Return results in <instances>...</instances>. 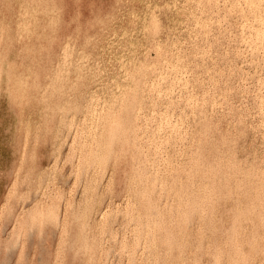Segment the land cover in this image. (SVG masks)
Listing matches in <instances>:
<instances>
[{
	"label": "rangeland",
	"instance_id": "1",
	"mask_svg": "<svg viewBox=\"0 0 264 264\" xmlns=\"http://www.w3.org/2000/svg\"><path fill=\"white\" fill-rule=\"evenodd\" d=\"M263 1L0 0V264H264Z\"/></svg>",
	"mask_w": 264,
	"mask_h": 264
},
{
	"label": "bare ground",
	"instance_id": "2",
	"mask_svg": "<svg viewBox=\"0 0 264 264\" xmlns=\"http://www.w3.org/2000/svg\"><path fill=\"white\" fill-rule=\"evenodd\" d=\"M29 1H30V0H29ZM36 1H37V0H36ZM230 1H232V0H230ZM257 1H258V0H257ZM262 1H263V0H262ZM196 2H197V1H196ZM206 2H207V0H206ZM241 2H242V1H241ZM260 2H261V0H260ZM263 2H264V1H263ZM3 3H4V2H3ZM229 3H230V2H229ZM196 4H198V3H196ZM232 4H233V3H232ZM236 4H237V3H236ZM244 4H245V2H244ZM244 4H243V5H244ZM198 5H199V4H198ZM251 5H252V4H251ZM261 5H262V3H261ZM28 6H29V5H28ZM30 6H31V5H30ZM229 6H230V5H229ZM234 6H235V3H234ZM43 7H44V6H43ZM235 7H236V6H235ZM244 7H245V5H244ZM247 7H249V5H247ZM254 7H255V6H254ZM260 7H261V6H260ZM249 8H250V7H249ZM40 9H41V8H40ZM11 10H12V9H11ZM49 10H50V9H49ZM52 10H53V9H52ZM247 10H248V8H247ZM247 10H246V11H247ZM257 10H259V9H256V11H257ZM54 11H55V9H54ZM260 11H262V8H261ZM79 12H80V11H79ZM257 12H258V11H257ZM80 13H81V12H80ZM262 13H263V11H262ZM262 13H261V14H262ZM250 14L252 15V11L250 12ZM250 14H249V16H250ZM253 14H254V12H253ZM11 15H12V14H11ZM257 15H258V14H257ZM263 15H264V14H263ZM263 15H262V16H263ZM27 16H28V15H27ZM252 16H253V15H252ZM250 17H251V16H250ZM250 17H249V18H250ZM251 19H253V18H251ZM249 20H250V19H249ZM248 22H249V21H248ZM22 23H23V22H22ZM253 23H254V22H253ZM255 23H256V21H255ZM255 23H254V24H255ZM257 23H258V20H257ZM259 24H260V23H259ZM263 25H264V23H263ZM16 27H17V25H16ZM262 27H263V26H262ZM259 28H260V27H259ZM252 30H253V29H252ZM259 30H260V29H259ZM250 31H251V29H250ZM247 32H248V30H247ZM246 34H248V33H246ZM253 34H254V30H253ZM255 34H256V33H255ZM260 34H261V33H260ZM248 35H249V34H248ZM253 36H254V35H252V38H253ZM260 36H261V35H260ZM260 36H259V37H260ZM262 36H263V34H262ZM47 37H48V36H47ZM257 37H258V36H256V38H257ZM259 37H258V38H259ZM246 38H247V37H246ZM90 39H91V38H90ZM94 39H95V38H94ZM250 39H251V38H250ZM250 39H249V40H250ZM263 39H264V38H263ZM263 39L261 38V41H262ZM85 40H86V39H85ZM258 40H259V39H258ZM251 41H253V40H251ZM259 41H260V40H259ZM262 42H263V41H262ZM252 43H255V42H252ZM252 43H251V44H252ZM258 43H259V42H258ZM258 43H257V41H256V44H258ZM260 43H261V42H260ZM83 45H84V44H83ZM252 46H253V44H252ZM21 48H23V47H21ZM67 48H68V47H67ZM119 48H120V47H119ZM69 49H70V48H69ZM75 49H76V48H75ZM254 49H255V46H254ZM0 50H1V49H0ZM21 50H22V49H21ZM115 51H116V49H115ZM117 51H118V49H117ZM73 52H74V51H73ZM69 53H70V52H69ZM64 54H65V53H63V55H64ZM82 54H83V53H82ZM67 55H68V53H67ZM73 55H74V53H73ZM76 55H78V53H77ZM29 56H30V55H29ZM68 56H69V55H68ZM64 57H65V56H64ZM70 57H71V56H70ZM100 57H101V55H100ZM4 59H5V58H4ZM133 59H134V58H133ZM133 59H132V60H133ZM29 60H30V59H29ZM66 60H67V59H66ZM68 60H69V59H68ZM76 60H77V59H76ZM78 60H79V59H78ZM78 60H77V61H78ZM1 61H2V59H1ZM63 61H64V60H63ZM137 61H138V60H137ZM141 61H142V59H141ZM23 62H24V61H23ZM65 62H66V61H65ZM80 62H81V61H80ZM84 62H86V61H84ZM120 62H121V61H120ZM127 62H128V61H127ZM146 62H147V61H146ZM146 62H145V63H146ZM175 62H176V61H175ZM61 63H62V62H61ZM74 63H76V62L74 61ZM62 64H63V63H62ZM65 64H66V63H65ZM68 64H69V61H68ZM83 64H84V63H83ZM116 64H117V63H116ZM146 64H147V63H146ZM73 65H74V64H73ZM139 65H140V64H139ZM26 66H27V65H26ZM66 66H67V65H65V67H66ZM83 66H84V65H83ZM140 66H142V65H140ZM62 67H63V65H62ZM65 67H64V68H65ZM71 67H74V66H71ZM76 67H77V66H76ZM103 67H104V66H103ZM177 67H178V65H177ZM26 68H27V67H26ZM56 68H58V67H56ZM128 68H129V66H128ZM149 68H150V67H149ZM149 68H148V69H149ZM181 68L183 69V67H181ZM30 69H31V67H30ZM148 69H147V70H148ZM73 70H74V68H73ZM145 70H146V68H145ZM179 70H181V69H179ZM79 71H80V70H79ZM87 71H88V70H87ZM101 71H102V70H101ZM140 71H141V70H140ZM76 72H77V71H76ZM148 72H149V71H148ZM154 72H155V71H154ZM174 72H175V70H174ZM180 72H181V71H180ZM110 73H111V72H110ZM142 73H143V72H142ZM150 73H151V72H150ZM158 73H159V71H158ZM162 73H163V72H162ZM176 73H177V71H176ZM176 73H174V74H176ZM154 74H155V73H154ZM154 74H153V76H154ZM116 75H117V74H116ZM140 75H141V72H140ZM140 75H139V76H140ZM144 75H145V74H144ZM146 75H147V74H146ZM5 76H6V75H5ZM88 76H89V75H88ZM99 76H100V74H99ZM151 76H152V75H151ZM160 76H161V75H160ZM177 76H178V75H177ZM55 77H56V76H55ZM64 78H65V77H64ZM115 78H116V76H115ZM125 78H126V77H125ZM135 78H136V77H135ZM143 78H144V76H143ZM164 78H165V77H164ZM166 78H167V75H166ZM58 79H59V77H58ZM66 79H67V78H66ZM139 79H140V78H139ZM141 79H142V78H141ZM151 79H152V78H151ZM151 79H150V81H151ZM159 79H160V78H159ZM159 79H158V81H159ZM6 80H7V79H6ZM54 80H55V78H54ZM54 80H53V81H54ZM83 80H84V79H83ZM105 80H106V79H105ZM108 80H109V79H108ZM113 80H114V79H113ZM164 80H165V79H164ZM166 80H167V79H166ZM111 81H112V79H111ZM114 81H116V79H115ZM131 81H132V80H131ZM136 81H137V79H136ZM147 81H148V80H147ZM156 81H157V79H156ZM158 81H157V83H158ZM161 81H162V80H160V83H161ZM60 82H61V81H60ZM96 82H97V81H96ZM125 82H126V81H125ZM142 82H143V81H140V83H142ZM164 82L166 83V81H164ZM164 82H162V84H163ZM54 83H55V82H54ZM98 83H99V82H98ZM132 83H133V82H132ZM132 83H131V84H132ZM93 84H94V83H93ZM101 84H102V83H101ZM154 84H156V83H154ZM162 84H160V87H161V88H162ZM60 85H61V84H60ZM106 85H107V84H106ZM135 85H136V83H135ZM31 86H32V85H31ZM33 86H34V85H33ZM49 86H50V85H49ZM53 86L55 87V85H53ZM103 86H104V84H103ZM140 86H141V85H140ZM36 87H37V86H36ZM110 87H111V86H110ZM137 87H138V85H137ZM155 87H156V85H155ZM100 88H101V87H100ZM151 88H153V86H152ZM158 88H159V87H158ZM47 89H48V88H47ZM51 89H52V88H51ZM101 89H102V88H101ZM101 89H100V90H101ZM153 89H154V88H153ZM155 89H156V88H155ZM55 90H58V89H55ZM62 90H63V89H62ZM84 90H85V89H84ZM105 90H106V89H105ZM110 90L112 91V89H110ZM110 90H109V91H110ZM129 90H130V89H129ZM138 90H140L139 87H138ZM70 91H71V90H70ZM92 91H93V90H92ZM101 91H102V90H101ZM136 91H137V89H136ZM76 92H77V91H76ZM83 92H84V91H83ZM90 92H91V91H90ZM93 92H94V91H93ZM97 92H99V91H97ZM102 92H103V91H102ZM29 93H32V92H29ZM56 93H58V91H56ZM147 93H148V92H146L145 94L147 95ZM149 93H150V92H149ZM25 94H26V92H25ZM93 94H94V93H92V95H93ZM101 94H102V93H100V95H101ZM109 94H110V92H109ZM109 94H108V95H109ZM151 94H152V93H151ZM155 94L160 95V94H158V93H155ZM50 95H51V94H50ZM61 95H62V94H61ZM87 95H88V94H87ZM90 95H91V94H89V97H90ZM105 95H107V93H106ZM118 95H119V94H118ZM139 95H140V94H139ZM85 96H86V94H85ZM132 96H133V95H132ZM132 96H131V97H132ZM148 96H150V95L148 94ZM148 96H146L147 98L145 97L147 100H148ZM189 96H190V95H189ZM68 97H69V96H68ZM91 97H92V96H91ZM91 97H90V98H91ZM102 97H103V95H102ZM107 97H108V96H107ZM107 97H106V98H107ZM122 97H123V96H122ZM28 98H29V96H28ZM74 98L76 99V97H74ZM87 98H88V96H87ZM139 98H140V96H139ZM145 98H144V99H145ZM75 99H74V100H75ZM79 99H81V98H79ZM88 99H89V98H88ZM94 99H96V97H95ZM111 99H112V98H111ZM133 99H134V98H133ZM133 99H132V101H133ZM137 99H138V98H137ZM144 99H143V97H142V100H143V101H144ZM150 99H151V98H150ZM91 100H92V101H91ZM91 100H90V101L93 102V98H92ZM99 100H100V99H99ZM139 100H140V99H139ZM46 101H47V99H46ZM72 101H73V100H72ZM94 101H95V100H94ZM134 101H135V99H134ZM145 101H146V100H145ZM145 101H144V102H145ZM44 102H45V99H44ZM82 102H83V101H82ZM86 102H88V100H87ZM100 102H101V101H100ZM116 102H117V101H116ZM137 102H138V101H137ZM144 102H143V104H144ZM146 102H147V101H146ZM154 102H155V101H154ZM24 103H25V102H24ZM62 103H63V101H62ZM76 103H77V102H76ZM106 103H107V102H106ZM49 104H50V103H49ZM71 104H72V103H71ZM77 104H78V103H77ZM82 104H83V103H82ZM87 104H88V103H87ZM95 104H96V103H95ZM95 104H94V106H95ZM85 105H86V103H85ZM110 105H112V104H110ZM115 105H116V103H115ZM115 105H114V106H115ZM123 105H124V104H123ZM78 106H79V105H77V108H78ZM96 106H97V105H96ZM101 106H102V105H101ZM116 106H117V105H116ZM128 106H129V104H128ZM142 106H143V105H142ZM142 106H141V107H142ZM263 106H264V105H263ZM108 107H109V106H108ZM129 107H130V106H129ZM132 107H134V106H132ZM146 107H147V105H146ZM153 107H154V104H153ZM80 108H83V107H80ZM87 108H89L88 105H87L86 109H87ZM91 108L93 109V107H91ZM112 108H113V107H112ZM112 108H111V109H112ZM123 108H124V107H123ZM83 109H84V108H83ZM83 109H82V110H83ZM89 109H90V108H89ZM96 109H97V107H96ZM113 109H116V107L113 108ZM137 109H138V108H137ZM145 109H147V108H145ZM145 109H144V110H145ZM263 109H264V108H263ZM87 110H88V109H87ZM142 110H143V109H142ZM78 111H79V110H78ZM85 111H86V110H85ZM88 111H89V110H88ZM88 111H87V112H88ZM90 111H91V110H90ZM107 111H108V110H107ZM109 111H110V110H109ZM113 111H114V110H113ZM113 111H112V112H113ZM115 111H116V110H115ZM119 111H120V110H119ZM124 111H125V109H124ZM130 111H131V110H130ZM146 111H148V110H146ZM80 112H81V111H80ZM131 112H133V110H132ZM149 112H150V110H149ZM76 113H77V110H76ZM81 113H82V112H81ZM81 113H80V117H81ZM83 113H84V112H83ZM96 113H97V112H96ZM99 113H100V112H99ZM116 113H117V112H116ZM133 113H134V112H133ZM133 113H132V114H133ZM144 113L146 114V112H144ZM77 114L79 115V113H77ZM106 114H107V112H106ZM119 114H122V113L119 112ZM135 114H136V113H135ZM139 114H141V112H140ZM147 114H148V113H147ZM161 114H163V113H160L159 115H161ZM103 115H104V114H103ZM111 115H112V114H111ZM88 116H91V117H92L91 114H88ZM100 116H101V115H100ZM141 116H142V115H141ZM162 116H163V115H162ZM166 116H167V114H166ZM82 117H83V116H82ZM85 117H87V116H85ZM95 117H96V116H95ZM95 117H94V118H95ZM106 117H107V115H106ZM111 117H112V116H111ZM138 117H139V116H138ZM159 117H160V116H159ZM78 118H79V117H78ZM89 118H90V117H89ZM104 118H105V115H104ZM108 118H109V116H108ZM117 118H118V117H117ZM117 118H116V119H117ZM131 118H134V117H131ZM151 118H153V117H151ZM163 118H164V117H163ZM123 119H124V117H123ZM144 119H145V118H144ZM148 119H149V118H148ZM157 119H158V121H160L159 118H157ZM166 119H167V118H166ZM79 120H80V118H79ZM100 120H102V123H103V119H102V117H101ZM100 120H99V121H100ZM121 120H122V119H121ZM125 120H126V122H127V119H126V118H125ZM135 120H136V119H135ZM135 120H134V121H135ZM137 120H139V119H137ZM140 120H141V119H140ZM140 120H139V121H140ZM168 120H169V119H168ZM99 121H98V123H99ZM104 121H105V120H104ZM118 121H119V120H118ZM147 121H148V120H147ZM166 121H167V120H166ZM170 121H171V120H170ZM81 122H82V120H81ZM84 122H85V121H84ZM121 122H122V121H121ZM132 122H133V121H132ZM132 122H131V123H132ZM142 122H143V121H142ZM149 122H150V120H149ZM149 122H148V125H149ZM161 122H162V120H161ZM88 123H89V121H88ZM104 123H105V122H104ZM122 123H124V122H122ZM144 123H145V125H146V122H144ZM156 123H157V122H156ZM171 123H172V122H171ZM99 124H101V123H99ZM111 124H112V123H111ZM115 124H116V127H117V124H118V123H115ZM115 124H114V122H113V127H114ZM128 124H129V123H128ZM159 124H160V123H159ZM163 124H164V123H163ZM85 125H86V127H87V124H85ZM93 125H94V124H93ZM108 125H109V124H108ZM118 125H119V124H118ZM132 125H133V124H132ZM135 125H136V124H135ZM94 127H95V125H94ZM141 127H142V125H141ZM89 128H91V127H89ZM117 128H118V127H117ZM129 128H130V124H129ZM165 128H166V124H165ZM171 128H172V127H171ZM171 128H170V132H171ZM83 129H84V128H83ZM126 129H127V128H126ZM143 129H146V127L143 128ZM163 129H164V128H163ZM175 129H176V128L174 127V131H175ZM80 130H82V129H80ZM112 130H113V128H112ZM155 130H156V127H155ZM155 130H154V131H155ZM164 130H165V129H164ZM164 130H163V132H164ZM168 130H169V129H168ZM172 130H173V129H172ZM98 131H99V130H98ZM103 131H104V130H103ZM106 131H107V130H106ZM151 131L153 132V130H151ZM157 131H158V130H157ZM174 131H172V132H174ZM79 132H80V131H79ZM101 132H102V131H101ZM117 132H118V131H117ZM119 132H120V134H121L120 129H119ZM123 132H124V131H123ZM125 132H126V131H125ZM158 132H159V131H158ZM161 132H162V131H161ZM88 133H89V131H88ZM92 133H93V132H92ZM111 133H112V131H111ZM131 133H132V132H131ZM143 133H144V132H143ZM146 133H147V132H145V134H146ZM149 133H150V132H149ZM82 134H84V133H82ZM115 134H116V133H115ZM127 134H128V133H127ZM150 134H151V133H150ZM159 134H162V133H159ZM159 134H158V135H159ZM172 134H173V133H172ZM179 134H180V133H179ZM99 135L101 136V134H99ZM108 135H110L109 138H111V135H113V133H112V134L109 133ZM116 135H117V136H116L117 138H118V137H120V138L122 137V136H120V135H118V134H116ZM121 135H122V134H121ZM129 135H130V134H129ZM129 135H128V136H129ZM136 135H138V134L136 133ZM140 135H141V134H140ZM155 135H156V134H155ZM166 135H167V134H166ZM166 135H165V136H166ZM79 136L81 137V134H80ZM96 136H97V134H96ZM96 136H95V137H96ZM128 136H127V140H128ZM162 136H163V135H162ZM85 137H87V136L85 135ZM89 137H90V136H89ZM123 137H124V136H123ZM151 137H152V134H151ZM155 137H156V136H155ZM81 138H83V135H82ZM81 138H80V139H81ZM91 138H92V136L90 137V139H91ZM104 138H105V136H104ZM134 138L136 139V137H134ZM157 138H158V137H157ZM163 138H164V137H163ZM87 139H88V138H87ZM90 139H89V140H90ZM114 139H115V138H114ZM123 139H124V138H123ZM143 139H144V138H143ZM146 139H147V138H146ZM146 139H145V140H146ZM152 139H153V137H152ZM155 139H156V138H155ZM166 139H167V137H166ZM89 140H88V141H89ZM92 140H93V139H92ZM108 140L110 141V139H108ZM118 140H119V138H118ZM139 140H140V139H139ZM145 140H144V141H145ZM153 140H154V139H153ZM159 140H160V139H159ZM98 141H99V140H98ZM100 141H101V138H100ZM100 141H99V142H100ZM103 141H104V140H103V138H102V142H103ZM112 141H113V139H112ZM119 141H120V140H119ZM122 141H123V140H122ZM136 141H138V140L136 139ZM136 141H135V142H136ZM93 142H94V141H93ZM106 142H107V141H106ZM114 142H115V141H114ZM114 142H113V143H114ZM132 142H134V141H132ZM149 142H150V141H149ZM157 142H159V141L157 140ZM97 143H98V142H97ZM104 143H105V142H104ZM123 143H124V142H123ZM144 143H145V142H144ZM109 144H111V143H109ZM120 144H121V142H120ZM145 144H146V143H145ZM152 144H154V146H155L156 143H152V142H151V145H152ZM161 144H163V143H161ZM81 145H82V144H81ZM89 145H90V144H89ZM111 145H112V144H111ZM118 145H119V143H118ZM158 145H159V144H158ZM98 146L100 147L99 150H101V149H102V148H101L102 146H100V145H98ZM104 146H106V145H104ZM107 146H108V145H107ZM107 146H106V147H107ZM112 146H113V145H112ZM145 146H147V144H146ZM84 147H85V146H84ZM86 147H87V145H86ZM96 147H97V146H96ZM152 147H153V146H152ZM162 147H163V146H162ZM82 148H83V146H82ZM107 148H108V147H107ZM109 148H110V145H109ZM109 148H108V149H109ZM119 148H121V147L119 146ZM94 149H95V148H94ZM135 149H137V148H135ZM135 149H134V151H135ZM140 149H141V148H140ZM161 149H162V148H161ZM106 150H107V149H106ZM118 150H119V149H118ZM141 150H142V149H141ZM154 150H155V148H154ZM156 150H158V149H156ZM84 151H85V149H84ZM96 151H97V148H96ZM126 151H127V150H126ZM130 151H131V150H130ZM103 152H104V151H103ZM137 152H139V150H137ZM145 152H146V151H145ZM152 152H153V151H152ZM154 152H155V151H154ZM106 153L109 154L110 152L108 153V152L106 151ZM124 153H125V152H124ZM134 153H136V152H134ZM157 153H158V152H157ZM82 154H83V153H82ZM132 154H133V152H132ZM136 154H137V153H136ZM138 154H139V153H138ZM138 154H137V155H138ZM95 155H96V153H95ZM98 155H99V154H98ZM101 155H102V153H101ZM110 155H111V154H110ZM112 155H113V154H112ZM121 155H122V154H121ZM143 155H144V154H143ZM146 155H147V154H146ZM150 155H151V154H150ZM156 155H157V154H156ZM165 155H166V154H165ZM86 156H87V155H86ZM86 156H85V157H86ZM92 156H93V155H92ZM96 156H97V155H96ZM107 156H108V155H107ZM129 156H130V155H129ZM132 156H133V155H132ZM134 156H135V155H134ZM152 156H153V155H152ZM152 156H151V157H152ZM157 156H159V154H158ZM161 156L163 157V155H161ZM90 157H91V156H90ZM100 157H101V156H100ZM114 157H115V156H114ZM155 157H156V156H155ZM162 157H161V159H163ZM164 157H165V156H164ZM82 158H83V157H82ZM92 158H93V161H92V162L95 161V163H96V161H97L96 159H98L99 157L96 158L95 160H94L95 156H93ZM133 158H134V157H133ZM153 158H154V157H153ZM102 159L104 160V158H102ZM136 159L138 160V158H136ZM139 159H140V158H139ZM159 159H160V156H159ZM167 159H168V158H167ZM167 159H166V160H167ZM82 160L84 161V159H82ZM99 160H101V159H99ZM107 160H108V159H107ZM113 160H114V159H113ZM149 160H150V158H149ZM83 161H82V162H83ZM133 161H134V160H133ZM97 162H98V161H97ZM103 162L105 163V161H103ZM139 162H141V160H140ZM149 162H150V161H149ZM155 162H156V161H155ZM165 162H166V161H165ZM169 162H170V161H169ZM84 163H85V161H84ZM144 163H145V161H144ZM151 163H152V162H151ZM153 163H154V162H153ZM157 163H159V160L157 161ZM89 164H90V162H89ZM137 164H138V162H137ZM142 164H143V163H142ZM149 164H150V163H149ZM84 165H85V164H84ZM92 165H93V167H94L96 164H92ZM139 165H140V164H139ZM144 165H145V164H144ZM157 165H158V164H157ZM157 165H156V167H157ZM161 165H162V163H161ZM176 165L178 166V164H176ZM104 166H105V165H104ZM135 166H137V165H135ZM147 166H148V165H147ZM181 166H182V165H181ZM86 167L88 168V167H90V166L88 165V166H86ZM86 167H85V169H86ZM95 167H96V166H95ZM101 167H102V166H101ZM138 167H139V166H138ZM140 167H141V166H140ZM142 167H143V166H142ZM153 167H154V166H153ZM90 168H92V167H90ZM103 168H104V167H103ZM143 168H144V167H143ZM98 169H99V168H98ZM107 169H108V167H107ZM151 169H153V168H151ZM163 169H164V168H163ZM172 169H173V167H172ZM175 169H176V168H175ZM180 169H181V168H180ZM138 170H139V169H138ZM141 170H142V169H141ZM147 170H148V169H146V172H149V171H147ZM169 170H170V169H169ZM85 171H86V170H85ZM131 171H132V170H131ZM134 171H135V170H134ZM151 171H152V170H151ZM157 171H158V170H157ZM88 172H89V171H88ZM88 172L86 171V173H88ZM155 172H156V171H155ZM169 172H170V171H169ZM190 172H192V171H190ZM91 173H92V170H91ZM97 173H98V172H97ZM97 173H96V174H97ZM101 173H102V172H101ZM101 173H100V174H101ZM137 173H138V172H137ZM149 173H150V172H149ZM157 173H158V172H157ZM157 173H156L155 175H157ZM164 173H165V172H164ZM182 173H183V172H182ZM188 173H189V172H188ZM192 173H193V172H192ZM139 174H140V172H139ZM144 174H145V173H144ZM151 174H152V172H151ZM153 174H154V173H153ZM172 174H173V173H172ZM186 174H187V173H186ZM193 174H194V173H193ZM107 175H108V174H107ZM141 175H142V174H141ZM148 175H149V174H148ZM166 175H167V174H166ZM191 175H192V174H191ZM93 176H94V174H93ZM122 176H123V175H122ZM132 176H133V174H132ZM135 176H136V175H135ZM135 176H134V178H135ZM138 176H139V175H138ZM173 176H174V174H173ZM184 176H185V175H184ZM187 176H189V175H187ZM192 176H193V175H192ZM195 176H196V174H195ZM86 177H87V176H86ZM100 177H101V175H100ZM109 177H110V176H109ZM109 177H108V178H109ZM141 177H142V176H141ZM141 177H140V178H141ZM160 177H162V176H160ZM178 177H179V176H178ZM91 178H92V177H91ZM98 178H99V177H98ZM138 178H139V177H138ZM142 178H143V177H142ZM144 178H145V176H144ZM144 178H143V179H144ZM157 178H158V176H157ZM188 178H191L190 180H192V177H188ZM96 179H97V177H96ZM110 179H111V178H110ZM135 179L137 180V177H136ZM135 179H134V180H135ZM151 179H152V178H151ZM100 180H101V179H100ZM152 180H153V179H152ZM163 180H164V178H163ZM171 180H173V179H170V181H171ZM174 180H175V179H174ZM105 181H107V180H105ZM140 181H141V180H140ZM161 181H162V180H161ZM164 181H165V180H164ZM177 181H178V180H177ZM175 182H176V181H175ZM189 182H190V181H189ZM90 183H92V182L90 181ZM95 183H96V181H95ZM100 183H101V182H100ZM107 183H108V182H107ZM127 183H128V181H127ZM132 183H133V182H131V184H132ZM173 183H174V182H173ZM178 183H179V182H178ZM187 183H188V181H187ZM241 183H242V181H241ZM241 183H240V184H241ZM138 184H139V182H138ZM138 184H137V185H138ZM145 184H146V183H145ZM157 184H159V183H157ZM180 184H181V182L179 183V185H180ZM192 184H193V183H192ZM238 184H239V183H238ZM238 184H237V185H238ZM94 185H95V184H94ZM96 185H97V184H96ZM98 185H99V183H98ZM134 185H135V184H134ZM141 185H142V183H141ZM146 185H147V184H146ZM149 185H150V181H149ZM206 185H207V184H206ZM237 185H236V186H237ZM103 186H104V185H103ZM105 186H106V185H105ZM152 186H153V185H152ZM195 186H196V185H195ZM199 186H200V185H199ZM199 186H198V187H199ZM204 186H205V185H204ZM227 186H228V185H227ZM238 186H239V185H238ZM241 186H242V185H241ZM98 187H99V186H98ZM107 187H109V184H108ZM117 187H118V186H117ZM153 187H154V186H153ZM158 187H159V186H158ZM205 187H206V186H205ZM209 187H210V186H209ZM211 187H212V186H211ZM229 187H230V186H229ZM130 188H131V190H132V187H130ZM130 188H129V189H130ZM144 188H145V187H144ZM151 188H152V187H151ZM165 188H166V187H165ZM169 188H170V186H169ZM187 188H191V186H190V187L187 186ZM201 188H202V187H201ZM96 189H98V188L96 187ZM108 189H109V188H108ZM126 189H127V185H126V187H125V190H126ZM133 189H134V187H133ZM140 189H141V192L143 193V191H142L143 187H142V186H141ZM158 189H159V188H158ZM206 189H207V188H206ZM206 189L203 188V190L207 193V190H206ZM209 189H210V188H209ZM214 189H215V188H214ZM219 189H220V186H219ZM93 190H94V189H92V191H93ZM104 190H105V189H104ZM104 190H103V191H104ZM143 190H144V192L146 191L145 189H143ZM163 190L165 191L166 189L163 188ZM191 190H192V188H191ZM193 190H194V189H193ZM215 190H216V189H215ZM101 191H102V190H101ZM128 191H129V190L127 189V192H128ZM138 191H139V190H138ZM138 191H137V192H138ZM152 191H153V190H152ZM170 191H171V190H170ZM204 191H203V192H204ZM213 191H214V190H213ZM104 192H105V191H104ZM127 192H126V193H127ZM131 192H133V191H131ZM162 192H163V191H162ZM197 192H198V190H197ZM215 192H216V191H215ZM124 193H125V191H124ZM133 193H134V192H133ZM133 193H132V194H133ZM135 193H136V191H135ZM145 193H146V192H145ZM152 193H153V192H152ZM168 193H169V192H168ZM172 193H173V192H172ZM206 193H205V195H206ZM93 194H94V192H93ZM96 194H97V192H96ZM137 194H138V193H137ZM143 194H144V193H143ZM150 194H151V193H150ZM155 194H156V193H155ZM146 195H148V194H146ZM202 195H203V194H202ZM208 195H209V193H208ZM97 196H98V195H97ZM131 196H132V195H131ZM135 196H137V195H135ZM140 196H141V195H140ZM151 196H152V194H151ZM156 196H157V195H156ZM159 196H160V195H159ZM172 196H173V195H172ZM190 196H191V195H190ZM214 196H215V194H214ZM94 197H95V196H94ZM101 197H102V196H101ZM148 197H149V195H148ZM188 197H189V196H188ZM191 197H192V196H191ZM207 197H210V196H207ZM97 198H98V197H96V199H97ZM126 198H127V197H126ZM134 198H135V197H134ZM145 198H146V197H145ZM194 198H195V197H194ZM204 198H206V197L204 196ZM204 198H203L202 202L204 201ZM210 198H211V197H210ZM101 199H102V198H101ZM135 199H136V198H135ZM148 199H150V197H149ZM187 199L190 200V198H187ZM145 200H146V199H145ZM152 200H153V198H152ZM207 200H208V199H207ZM212 200H213V199H212ZM216 200H217V199H216ZM102 201H103V200H102ZM132 201H133V200H132ZM147 201H148V200H147ZM185 201H186V199H185ZM192 201H193V200H191V202H192ZM196 201H198V199H196ZM205 201H206V200H205ZM205 201H204V203H205ZM125 202H126V201H125ZM125 202H124V203H125ZM150 202H151V201H150ZM186 202H188V200H187ZM199 202H200V199H199ZM202 202H201V204H202ZM138 203H139V202H138ZM159 203H160V202H159ZM193 203H196V202H193ZM193 203H191V204H192V208H194V207L196 206V205H194ZM207 203H209V200H208ZM125 204H126V203H125ZM96 205H97V204H96ZM136 205H138V204H136ZM154 205H155V204H154ZM187 205H190V203L188 202V204H186V206H187ZM193 205H194V207H193ZM202 205H203V204H202ZM134 206H135V205H134ZM152 206H153V204H152ZM155 206H156V205H155ZM157 206H158V205H157ZM186 206H185V207H186ZM200 206H201V205H200ZM204 206H206V205H204ZM138 207H139V205H138ZM138 207H136L135 210H137ZM187 207H189V206H187ZM187 207H186V209H187ZM211 207H212V206H211ZM149 208H150V207H149ZM189 208H191V207H189ZM192 208H191V212L194 210V209H192ZM207 208H208V207H207ZM248 208H249V206H248ZM215 209H216V208H215ZM149 210H150V209H149ZM152 210H154V209H152ZM155 210H156V208H155ZM155 210H154V211H155ZM187 210H188V209H187ZM147 211H148V210H147ZM212 211H213V209H212ZM135 212H136V211H135ZM137 212H138V211H137ZM137 212H136V213H137ZM144 212H145V210H144ZM185 212H186V211H185ZM191 212H190V213H191ZM199 212H200V211H199ZM256 212H257V211H256ZM256 212H255V213H256ZM154 213H155V212H154ZM188 213H189V212H188ZM209 213H210V212H209ZM245 213H246V212H245ZM258 213H259V211H258ZM144 214L146 215V212H145ZM157 214H158V212H157ZM213 214H215V213H213ZM133 215H134V210H133ZM136 215H137V214H136ZM145 215H144V218H145ZM149 215H150V214H149ZM160 215H161V214H160ZM162 215H163V213H162ZM246 215H247V214H246ZM147 216H148V215H147ZM157 216H159V214L156 215L155 218H157ZM244 216H245V215H244ZM261 216H264V215L262 214ZM142 217H143V216H141V218H142ZM152 217H154V216H152ZM162 217H163V216H162ZM234 217H235V216H234ZM134 218H135V217H134ZM149 218H150V220H151V215H150ZM252 218H253V217H252ZM258 218H260V217H258ZM157 219H158V218H157ZM132 220H133V219H132ZM136 220H140V219L137 218ZM142 220L144 221L143 218H142ZM147 220H148V219H147ZM150 220H149V222H150ZM158 220L160 221V220H162V219H158ZM247 220L250 221L249 219H247ZM262 220H263V219H262ZM133 221H134V220H133ZM252 221H253V219H252ZM260 221H261V220H260ZM134 222H135V221H134ZM145 222H146V221H145ZM257 222H258V220H257ZM263 222H264V221H263ZM140 223H142V221H140L139 224H140ZM143 223H144V222H143ZM153 223H154V222H153ZM139 224H138V225L136 224V227L139 226ZM144 224H145V223H144ZM156 224H157V223H156ZM158 224H159V223H158ZM158 224H157V225H158ZM160 224H161V223H160ZM255 224H256V223H255ZM151 225H152V223H151ZM263 225H264V224H263ZM144 226H145V225H144ZM138 228H139V227H138ZM138 228H136L137 231H138ZM140 228H141V227H140ZM140 228H139V229H140ZM142 228H143V225H142ZM142 228H141V230H142ZM144 228H146V227H144ZM148 229H149V228H148ZM163 231H164V230H163ZM174 231H175V230H174ZM138 232H139V231H138ZM142 232H143V231H141L140 234H141ZM148 232H149V230H148ZM145 233H146V231H145ZM164 233H165V231H164ZM164 233H163V234H164ZM135 234H137V233H135ZM156 234H157V233H156ZM168 234H169V233H168ZM145 235H146V234H145ZM159 235H160V233H159ZM135 236H136V235H135ZM138 236H139V235H138ZM141 236H142V235H140V237H141ZM161 236H162V235H161ZM167 236H169V235H167ZM136 237H137V236H136ZM155 237H157V236L155 235ZM138 238H139V237H138ZM163 238H164V236H163ZM166 238H167V237H166ZM142 239H143V237H142ZM143 240H144V239H143ZM153 240H154V239H153ZM164 241H165V240H164ZM166 241H167V240H166ZM197 242H198V241H197ZM144 243H145V242H144ZM253 243H254V242H253ZM151 244L153 245V242H152ZM197 244H198V243H197ZM165 245H166V244H165ZM158 246H159V245H158ZM167 246H168V245H167ZM158 248H159V247H158ZM250 248H251V247H250ZM252 248H253V245H252ZM252 248H251V250H252ZM161 251H162V250H161ZM221 251H222V250H221ZM159 252H160V251H159ZM168 252H169V251H168ZM168 252H167V253H168ZM216 253H217V252H216ZM163 254H165V253H163ZM158 255H159V254H158ZM162 256H163V255H162Z\"/></svg>",
	"mask_w": 264,
	"mask_h": 264
}]
</instances>
